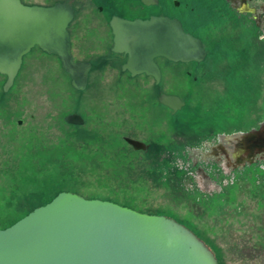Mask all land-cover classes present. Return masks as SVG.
Here are the masks:
<instances>
[{
    "label": "rangeland",
    "instance_id": "374dc122",
    "mask_svg": "<svg viewBox=\"0 0 264 264\" xmlns=\"http://www.w3.org/2000/svg\"><path fill=\"white\" fill-rule=\"evenodd\" d=\"M162 1V7L145 8L137 0H22L70 5L72 57L93 69L86 89L76 91L57 57L34 48L7 92L0 75V229L57 193L71 192L173 219L218 264H264V159L257 155L233 168L211 155L220 136L264 122V7L255 25L225 0H209L214 12L190 25L188 7L204 0ZM113 15L180 18L216 57L209 51L199 65L157 59L158 85L144 75L131 78L121 61L107 60ZM161 94L179 96L184 107L171 114L158 103ZM69 114L80 115L83 125L67 124ZM125 137L143 142L146 151L133 150ZM205 144L209 156L202 160Z\"/></svg>",
    "mask_w": 264,
    "mask_h": 264
},
{
    "label": "water",
    "instance_id": "95a60500",
    "mask_svg": "<svg viewBox=\"0 0 264 264\" xmlns=\"http://www.w3.org/2000/svg\"><path fill=\"white\" fill-rule=\"evenodd\" d=\"M139 1L146 7L158 5V0ZM174 5L178 7L177 2ZM74 17V10L61 2L40 6L26 5L21 0H0L3 92L12 87L24 57L34 48L57 57L74 90L86 89L92 65L72 57L68 29ZM108 26L112 36L110 53L121 56L120 70L131 78L144 75L158 85L161 71L157 59L198 64L207 55L202 41L186 32L177 18L112 16ZM157 101L173 115L185 105L178 96L170 94H161ZM64 120L75 126L84 123L78 114H69ZM124 141L135 151L147 149L141 141L127 137ZM211 154L223 156L233 168L253 163L257 155L264 157V122L247 133L220 136ZM0 264L218 263L197 236L173 219L60 192L49 203L0 229Z\"/></svg>",
    "mask_w": 264,
    "mask_h": 264
},
{
    "label": "trees",
    "instance_id": "16d2710c",
    "mask_svg": "<svg viewBox=\"0 0 264 264\" xmlns=\"http://www.w3.org/2000/svg\"><path fill=\"white\" fill-rule=\"evenodd\" d=\"M138 1V0H137ZM163 1L162 0H159V6L161 5V3H162ZM140 3V2H139ZM53 5V4H52ZM159 6H157V7H159ZM163 5H161V7H162ZM152 8H156V7H152ZM188 9H189V22H191V24L190 25H194V24H196L195 23V21H197V23L198 24H200V23H204V21H206L207 20V18L209 17V15L208 14H212L213 12H214V8H213V6H212V4H211V2L209 1V0H204V2L203 3H195V2H193V3H191V5H190V7H188ZM193 15V16H192ZM197 15V16H196ZM113 16H117V15H113ZM151 16V15H150ZM162 16H167V15H162ZM112 17V16H111ZM110 17V18H111ZM119 17H121V16H119ZM168 17H171V18H177V17H172V16H168ZM123 18V17H122ZM148 18V17H147ZM147 18H141V19H147ZM127 19V18H126ZM133 19H135V18H133ZM181 23H182V26H183V28H184V30L186 31V32H188V33H190V34H192L193 36H195V37H197L198 39H200L201 41H202V44H203V47L205 48V50L207 51V57H206V59L202 62V63H199V64H205L206 63V61H207V58H209L211 55H210V52L211 53H213V51H210L211 49L210 48H208V46H206V44H205V41L203 40V38L202 37H200L196 32H194L192 29L190 30L189 28H187L186 27V25H185V23L183 22V20L182 19H180V18H177ZM200 26V25H199ZM199 26H197V27H199ZM207 26V25H206ZM68 31H69V29H68ZM219 41H221V39H218ZM214 48H215V50H214V52H217V50H218V48L217 47H215V44H214ZM210 49V50H209ZM210 51V52H209ZM216 54V53H215ZM112 55V54H111ZM213 55H214V53H213ZM113 56V55H112ZM213 57V59H215V57H216V55H214V56H212ZM211 57V58H212ZM212 59V61H210V62H208V64H207V68L204 70L205 72H206V75H209L212 71H210V68H212V65L213 64H215L216 63V61L215 60H213ZM210 63V64H209ZM198 64V65H199ZM92 65V64H91ZM91 69H93V66H92V68ZM67 75V74H66ZM160 96V95H159ZM179 97V96H178ZM182 100V99H181ZM183 101V100H182ZM58 194V193H57ZM56 194V195H57ZM55 195V196H56ZM54 196V197H55ZM53 197V198H54ZM52 198V199H53ZM51 199V200H52ZM50 200V201H51ZM49 201V202H50ZM49 202H47V203H49ZM47 203H45V204H47ZM44 204V205H45ZM41 206H43V205H41ZM38 207H40V206H38ZM37 208V207H36ZM35 209V208H34ZM34 209H32V210H34ZM31 210V211H32ZM30 211V212H31ZM29 212V213H30ZM28 214V213H27ZM26 214V215H27ZM25 215V216H26ZM24 217V216H23ZM23 217H21V218H23ZM20 218V219H21ZM20 219H18V220H20ZM17 220V221H18ZM17 221H15V222H17ZM14 222V223H15ZM14 223H12V224H14ZM11 224V225H12ZM11 225H9V226H11ZM8 226V227H9ZM7 228V227H6ZM5 229V228H4Z\"/></svg>",
    "mask_w": 264,
    "mask_h": 264
},
{
    "label": "flooded vegetation",
    "instance_id": "af4514ba",
    "mask_svg": "<svg viewBox=\"0 0 264 264\" xmlns=\"http://www.w3.org/2000/svg\"><path fill=\"white\" fill-rule=\"evenodd\" d=\"M139 1V0H138ZM228 7L230 8L231 11H233L234 13H236V15L238 16H244V15H248V17L250 18V20H252L254 22L255 25H257L258 21H259V15L260 13H263V11L261 10L264 7V0H257L256 2H252V6L249 7V2L251 0H225ZM249 1V2H248ZM22 2V0H21ZM140 2V1H139ZM23 3V2H22ZM65 4V3H64ZM141 4V3H140ZM68 5V4H66ZM142 5V4H141ZM70 6V5H69ZM145 8H152V7H157L159 6V0H158V5L157 6H151V7H146L144 5H142ZM71 7V6H70ZM72 8V7H71ZM73 9V8H72ZM74 10V9H73ZM100 11H102V8H99ZM75 13V11H74ZM207 52V51H206ZM207 57V55H206ZM121 56H110L109 58H107V60H109L110 62H118L121 61ZM206 59V58H205ZM123 63V60L121 61ZM121 63V64H122ZM157 63V60H156ZM174 64H179V63H174ZM199 64V63H198ZM158 65V63H157ZM159 69L160 66L158 65ZM161 71V69H160ZM127 73V72H126ZM206 74V72H204ZM187 74H190L189 72ZM161 79H162V72H161ZM196 80V78H194ZM161 82V81H160ZM180 98V97H179ZM181 99V98H180ZM217 145V143L215 144ZM206 147V148H205ZM204 148L207 150L198 152L200 153V158L202 160H206L209 156V148L210 146L208 144L204 145ZM218 151V150H216ZM219 152V151H218ZM194 154H196V152L194 151ZM212 155V154H211ZM211 159V157H209ZM261 159H264L261 156ZM264 162V161H263ZM218 164V163H217ZM220 167H222L221 164H219Z\"/></svg>",
    "mask_w": 264,
    "mask_h": 264
},
{
    "label": "bare ground",
    "instance_id": "6f19581e",
    "mask_svg": "<svg viewBox=\"0 0 264 264\" xmlns=\"http://www.w3.org/2000/svg\"><path fill=\"white\" fill-rule=\"evenodd\" d=\"M218 151H219V150H218ZM227 151L229 152V154L231 153L229 149H228Z\"/></svg>",
    "mask_w": 264,
    "mask_h": 264
}]
</instances>
